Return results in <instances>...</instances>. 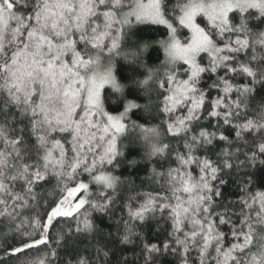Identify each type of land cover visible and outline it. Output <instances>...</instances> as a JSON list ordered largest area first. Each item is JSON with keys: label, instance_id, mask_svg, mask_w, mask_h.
<instances>
[{"label": "snow or ice", "instance_id": "snow-or-ice-1", "mask_svg": "<svg viewBox=\"0 0 264 264\" xmlns=\"http://www.w3.org/2000/svg\"><path fill=\"white\" fill-rule=\"evenodd\" d=\"M117 214L143 264H264V0H0V264H132L61 255Z\"/></svg>", "mask_w": 264, "mask_h": 264}, {"label": "trees", "instance_id": "trees-1", "mask_svg": "<svg viewBox=\"0 0 264 264\" xmlns=\"http://www.w3.org/2000/svg\"><path fill=\"white\" fill-rule=\"evenodd\" d=\"M118 217L119 214H117L116 218H106L100 223V227L103 229L104 233L111 231L113 234L112 237H107L105 235L95 237L73 236L69 241L67 251L61 250V255L67 256L68 253H72L73 255L76 253L88 255L93 254L97 248H102L104 251L108 252V256L105 257L107 260L116 261L127 258L132 264H143L142 245L139 243L128 245L120 243V239L123 235V228L119 223ZM144 232L147 237L155 241L156 233L152 229H145ZM11 242L12 241L9 238L8 243ZM5 247L6 244L3 235H0V256H3V250ZM155 264H173V258L164 254L156 259Z\"/></svg>", "mask_w": 264, "mask_h": 264}]
</instances>
